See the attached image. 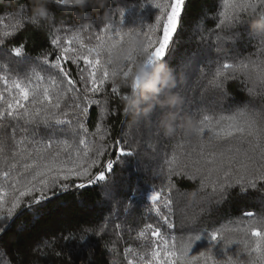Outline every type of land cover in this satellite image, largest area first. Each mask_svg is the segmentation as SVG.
I'll return each instance as SVG.
<instances>
[{"label":"snow or ice","instance_id":"1","mask_svg":"<svg viewBox=\"0 0 264 264\" xmlns=\"http://www.w3.org/2000/svg\"><path fill=\"white\" fill-rule=\"evenodd\" d=\"M185 3L186 0H153L152 4L159 12L154 23L146 25L147 30L132 28L122 33L118 28L113 31L110 24L104 23L97 29L95 44L89 45L84 42L82 33L95 26L93 13L100 10L91 3L45 0L47 16L37 23L33 13L34 0H16V8L11 13L13 22L5 26L9 30H0V48L5 47L9 38H14L28 27L52 37L50 45L53 50L43 52L35 59L48 69H55L57 75L67 81V87L60 90L63 80L58 82L56 77H46L35 69H32L35 83L29 78L27 70L23 78L19 72L15 78L0 76L3 83L0 102L4 105L0 107V121H23L24 125L18 129L15 124H0L4 130L0 135V153L5 151L18 131L24 134L8 148L9 154L4 156L6 170H0V218L12 220L22 206L31 208L39 205L58 195L57 189L64 192L70 188L82 190L100 187L105 200L112 202L117 194L114 168L118 164H126L124 158L136 155V151L129 147L124 136H118L111 142L107 139L110 129L103 120L109 113V99L104 95L105 88L112 83L114 97L124 100L128 94L120 95L116 79H121L131 92L138 87L135 84L138 63L143 62V67L149 70L156 64L167 66ZM58 14L61 16L59 20ZM262 14L264 0H223L218 23L209 30V35L216 33L215 40L219 45L221 42H233L239 35L238 29L245 28L252 38L259 37V51L264 53V31L253 27V22L261 19ZM62 32L70 34L63 42L59 35ZM204 39L201 37L202 41ZM26 46L21 43L5 51L9 58L15 57L19 61L20 58H27ZM81 61L85 66L81 71H86V75L80 77L84 87L77 90L74 87L77 81L65 65L69 62L79 64ZM216 65L210 73L205 93L226 95V83L240 80L250 98L249 103L226 116L217 118L205 115L200 126L188 131H184L185 120L181 121L182 126L174 123L173 131L168 135L163 134L158 125L155 126L158 137L173 139L177 132L181 133L171 152L163 155L161 186L151 190L147 197L158 218L169 230L176 228L175 222H170L169 215L175 202L173 193L181 200L187 196V192L177 189L173 182L175 176L191 181L199 177L200 189L209 204L213 201L223 203L235 188L245 194L249 190H257L258 184H264V60L248 59L246 62L233 58L232 62L218 60ZM8 67L11 68V63ZM171 71L175 78L174 70ZM98 96H103V99L93 98ZM256 100L261 102L259 106L253 103ZM94 106L100 108V122L96 124L95 132L90 133L86 121ZM128 114L125 108V117ZM138 122L143 124L145 121L140 119ZM57 125L64 127L57 129ZM8 128H11L10 134ZM41 128L49 131L47 137L41 136ZM57 134L71 136L72 140H59ZM188 136L197 138L196 150L192 149L190 141L185 143ZM245 141L248 145L246 149L233 143ZM26 199L29 202L24 204ZM162 208H166L168 214ZM116 216L118 218V212ZM242 216L252 219L246 225L242 221H230L235 226L213 231L211 240L218 241L223 232L225 250L228 245H235L245 254L243 258L239 255L235 259L229 257L224 264H264V215L247 211ZM112 219L113 214L110 213L99 221L80 224L66 233L46 239L43 244L51 247L60 241L62 248L67 246L70 251L88 248L91 236L99 238L108 233ZM197 221V216L187 218L191 224ZM115 229L123 231L119 224ZM3 231L0 228V232ZM234 235L240 238L235 239ZM138 236L143 239L147 251L139 256L138 261L127 259V264H199L201 260L203 264L209 261L222 264L210 253L191 255L195 242L202 239L200 235L187 239L168 237L161 226L149 223L139 231ZM108 251L115 257V246ZM130 253L131 249H125L126 257ZM3 255L0 252V256ZM62 255L63 251L57 253V256ZM2 264H12V261L6 258ZM111 264H117V261L113 259Z\"/></svg>","mask_w":264,"mask_h":264},{"label":"trees","instance_id":"2","mask_svg":"<svg viewBox=\"0 0 264 264\" xmlns=\"http://www.w3.org/2000/svg\"><path fill=\"white\" fill-rule=\"evenodd\" d=\"M152 3L153 0H108L107 18L102 17V9L93 13L95 26L82 33L84 42L89 45L95 44L97 29L104 23L110 24L113 31L118 28L122 33L132 28L147 30L146 25L154 23V18L159 12ZM222 6L223 0H186L180 28L174 37L173 51L167 59V66L156 64L149 70L143 67V62L138 63L135 69L137 76L135 84L138 87H134L131 92L123 85L121 79H116L115 84L120 86V95L128 94L124 100L114 97L111 92L112 83L106 86L104 95L109 99V113L103 123L110 129L107 139L111 142L118 136H124L128 140L129 147L136 151V155L124 158L126 164H118L114 168L117 194L112 202L105 200L103 189L100 187L82 190L70 188L64 192L57 189L58 195L39 205H33L31 208L22 206L12 220L0 218V228L4 229L0 232V252L5 254L0 256V264L6 258H10L12 264H111L113 259L117 264H127V259L138 261L139 256L147 251L138 233L149 223L161 226L164 235L168 237L187 239L196 235L202 236V239L193 245L191 255H198V252L210 253L222 264L229 257L235 259L238 255L242 258L245 256L235 245H228L225 250L223 232L218 241L211 240V233L234 227L235 225L230 221H242L246 225L252 218L243 217L244 212L252 211L257 215H264V184H258L257 190H249L245 194H241L240 190L235 188L223 203L216 204L213 201L209 204L200 189L199 177L191 181L182 176H175L173 182L177 189L187 192V196L181 200L175 192L173 193L175 202L169 215L170 222L176 224L174 231L169 230L162 223L147 198L151 190L161 186L160 169L164 153L171 152L172 147L181 137L180 132H177L173 139L158 137L156 125L163 134L168 135L172 133L174 123L182 126L181 121L185 120L184 131H188L189 128L200 126V121L205 115L217 118L220 115L226 116L249 103L250 98L243 90L240 80L226 83V95L205 93L210 73L217 66L216 61L232 62L233 58L237 61L243 59L246 62L248 59L264 60V53L259 51L261 47L259 37L252 38L245 28L238 29L239 35L233 42L216 44V33L209 35V30L214 29L218 23V14ZM15 8L16 0H0V30H9L5 26L13 22L11 13ZM57 19H61L59 14ZM259 20L253 22V27L256 29ZM59 35L63 42L70 34L66 35L62 32ZM201 37L206 39L202 41ZM51 38L42 32H34L31 27L14 38H9L5 47L0 48V76L15 78L16 73L19 72L23 78L24 71L27 70L29 78L35 83L36 77L32 75V69H35L46 77L49 75L56 77L58 82L63 80L60 86V90H63L67 87V81L57 75L55 69H48L35 59L43 52L53 50V46L50 45ZM21 43L27 45L25 49L27 58H20L19 61L15 57L9 58L5 49ZM9 63L11 68L8 67ZM65 66L72 78L77 81L74 87L77 90L82 89L84 85L80 82V77L86 75V71H81L85 68L82 61L79 64L69 62ZM171 70H174L175 78ZM169 71L171 76L168 74ZM142 74L145 76L138 82V77ZM129 83L133 82L129 81ZM2 88L3 83L0 81V89ZM93 98L103 99V96ZM253 103L259 106L261 102L256 100ZM3 106V102H0V107ZM125 108L129 111L127 117L124 115ZM140 119L145 122L139 123ZM99 122L100 108L94 106L90 109L86 121L90 133L95 132L96 124ZM148 123L153 125L149 126ZM0 124H15L18 129L24 127L23 121L17 123L8 119L0 121ZM56 127L60 129L64 126ZM3 131L0 128V135ZM7 131L10 134L11 128ZM40 132L43 137L49 134L45 128H41ZM23 135L18 131L14 140L3 153H0V170H6L4 156L9 154L8 148ZM56 138L67 139L69 142L72 140L71 136L59 134ZM189 141L192 149L196 150L197 138L188 136L185 143ZM233 143L241 149L248 147L246 141ZM28 202L26 199L23 203ZM162 211L168 214L166 208H162ZM110 213L113 214V219L109 223L108 233L99 238L91 236L88 248L70 251L67 246L62 248L60 241L53 243L51 247L43 244L46 239L50 240L61 233H66L80 224L99 221ZM193 216L198 217L197 223H188L187 218ZM117 224L123 228L122 232L115 229ZM233 238L239 239L240 236L234 235ZM113 246L117 250L115 257L108 251ZM125 249H131L127 257L124 254ZM61 251L63 255L57 256ZM199 264H203V260ZM208 264H212V261Z\"/></svg>","mask_w":264,"mask_h":264},{"label":"clouds","instance_id":"3","mask_svg":"<svg viewBox=\"0 0 264 264\" xmlns=\"http://www.w3.org/2000/svg\"><path fill=\"white\" fill-rule=\"evenodd\" d=\"M69 2L76 3V4H84V3H91L93 6L102 9V17L107 18L108 16V8L107 3L108 0H69ZM35 7L33 8V13L37 17V23L43 21L47 16V9L45 8V0H34ZM86 23H90V21H86ZM257 28L260 31H264V14L261 15V19L257 24ZM169 76H171V72L169 71ZM155 79V77H153ZM195 195V193H193Z\"/></svg>","mask_w":264,"mask_h":264},{"label":"rangeland","instance_id":"4","mask_svg":"<svg viewBox=\"0 0 264 264\" xmlns=\"http://www.w3.org/2000/svg\"><path fill=\"white\" fill-rule=\"evenodd\" d=\"M144 76H145L144 74L140 75V76L138 77V82H139V81H142V79L144 78Z\"/></svg>","mask_w":264,"mask_h":264}]
</instances>
